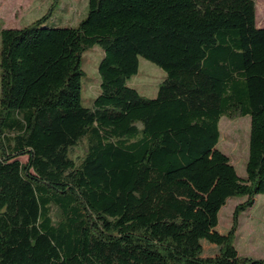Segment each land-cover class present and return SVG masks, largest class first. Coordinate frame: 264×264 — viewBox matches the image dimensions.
<instances>
[{
  "label": "trees",
  "instance_id": "16d2710c",
  "mask_svg": "<svg viewBox=\"0 0 264 264\" xmlns=\"http://www.w3.org/2000/svg\"><path fill=\"white\" fill-rule=\"evenodd\" d=\"M55 2L0 29V264H224L237 216L264 194L255 0H87L76 26L46 25ZM94 45L88 107L81 61ZM140 56L165 73L155 97L128 82ZM244 115L245 198L218 253L204 255L187 184L215 167L220 118Z\"/></svg>",
  "mask_w": 264,
  "mask_h": 264
},
{
  "label": "rangeland",
  "instance_id": "374dc122",
  "mask_svg": "<svg viewBox=\"0 0 264 264\" xmlns=\"http://www.w3.org/2000/svg\"><path fill=\"white\" fill-rule=\"evenodd\" d=\"M56 1L50 16L45 19L46 25L76 26L85 16L87 0ZM52 2L53 0H0V29L20 27L41 17L48 12ZM255 8V19L261 20L264 25V0H256ZM102 54L98 45L82 54L81 65L85 74L81 80V99L83 105L88 107L92 106L94 97L99 93L97 65ZM164 77L165 73L159 66L140 56L138 70L128 82L140 94L155 97L158 84ZM249 128L248 115L222 116L219 120L220 139L213 152L208 155V159L216 160L215 167L201 179L198 184L200 189L196 183L187 184L192 203L188 207V214L197 227L204 255L218 253L232 225L233 209L245 198L242 179L245 176ZM82 153L83 148L79 145L73 151V156L77 158ZM19 160L25 161L26 156H20ZM170 179L183 182L176 175ZM208 211L214 212L208 216ZM226 253L224 264H235V258L239 255L264 258V194H256L254 204L237 216L232 244Z\"/></svg>",
  "mask_w": 264,
  "mask_h": 264
},
{
  "label": "crops",
  "instance_id": "0c3cea01",
  "mask_svg": "<svg viewBox=\"0 0 264 264\" xmlns=\"http://www.w3.org/2000/svg\"><path fill=\"white\" fill-rule=\"evenodd\" d=\"M255 4H256V0H255ZM262 4H260V6H261ZM258 7H259V4H258ZM255 11H256V8H255ZM259 14H261V12H259ZM255 21H256V25L258 26V27H264V25H263V22L261 21V20H256L255 19ZM258 23V24H257Z\"/></svg>",
  "mask_w": 264,
  "mask_h": 264
}]
</instances>
